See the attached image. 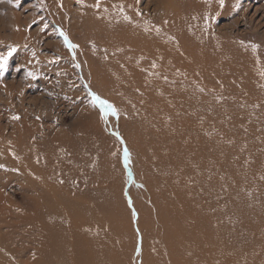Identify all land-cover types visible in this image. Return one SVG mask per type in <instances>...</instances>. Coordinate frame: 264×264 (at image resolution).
Returning <instances> with one entry per match:
<instances>
[{
	"label": "bare ground",
	"instance_id": "bare-ground-1",
	"mask_svg": "<svg viewBox=\"0 0 264 264\" xmlns=\"http://www.w3.org/2000/svg\"><path fill=\"white\" fill-rule=\"evenodd\" d=\"M140 1L142 2V0H120L119 2H115V0H101L96 4L95 0H83L85 12L80 16L85 28V40L88 42L93 41L92 44L98 50V52L95 49L92 50L91 47L85 50V53H87V63H84V65L86 64L89 67V71H86V76H91L97 85V80L99 79V75H101L102 81L105 84L108 81H111L114 85L117 84L124 95L130 92L133 93L139 101L136 103V107L141 108L144 112L142 116L156 128H153L154 130L159 132H157L159 134L157 141V137L153 140L154 136H150V139L153 140L152 143L155 142L154 144H156L154 147L155 151L151 148V151H154V156L152 157L156 160L154 162L155 165H153L150 164L151 162L148 163L149 152L148 148L144 145L146 143L143 144L144 138L141 137L142 133H139L137 131L139 130L138 127L136 129L134 126L137 119L143 120L141 117L136 119V112L139 113V111L131 106H126V110L124 108L119 109L118 105H116L118 104V100L110 97L113 100V105L116 106L117 110L124 117L122 123L129 126V131L122 126V136L131 151L130 164L133 173L137 176L136 181L142 184V188L139 187V189L141 188L140 192L136 190L137 188L134 183L131 190H129L134 201V210H136L139 216L138 229L142 233L141 256L136 259L135 264H139V261H141V264H264V74L261 75L259 72L260 75H256L257 73L253 75L250 74L249 70L250 75H248L247 79H242L243 81L235 84L229 82L227 85H218V78L216 79V75L211 70L217 65L213 64L212 67L209 61H212L214 55L212 56L211 52L209 57L212 56V58L209 59L206 55L207 53L204 54L207 50L204 51L196 44L190 45L192 42L187 44V42H190L187 41L189 37L186 36L188 28L184 24L185 17L181 15L182 12L179 10V7L174 8L171 5L173 3L171 0L170 2L169 0L167 2L164 0L163 4L158 3V6L153 4L154 7H157L154 9L155 15L151 14L149 7L145 6L142 8L144 10V15H142V13H139L142 12L139 7ZM194 1L196 3L192 7L196 10L197 6L200 7L198 4H202L204 0ZM194 1L191 0L193 4ZM199 1L201 2L199 3ZM205 1L212 4L210 6H213L215 9L219 8L221 10L223 8L221 7L220 0ZM233 1L237 3L238 0H223L222 5L227 7ZM201 7L204 8L203 5ZM214 8L210 11H214ZM60 14L63 15L61 12ZM75 21L77 20L73 18L72 22ZM62 23L64 22L62 21ZM197 32L196 35H198ZM248 62L250 63V60ZM226 65L228 66V64ZM218 66L220 67V65ZM218 66L216 69H219ZM227 66L224 67L225 70ZM262 67H264V64ZM228 68L231 69V66ZM227 70L230 71L229 69ZM221 73H219L220 77L222 76ZM224 75L228 76L226 73ZM226 77L224 78L226 79ZM225 79L223 80L222 78L223 81ZM222 80L221 82H223ZM105 93L109 97V91ZM120 97L122 98L123 95L120 94ZM120 97L118 96V98ZM143 123L146 124V121L144 122L143 120ZM138 125L140 126L141 124ZM146 127L149 128L148 124H146ZM145 130L148 131L150 129ZM145 130L144 132H146ZM154 144L152 145L154 146ZM21 151L19 150L20 156ZM5 156L2 153L0 155V172L7 176L6 182L3 181L4 183L0 184L1 216L10 213L11 210L10 208L7 209V206L3 204L5 201V190L9 185L15 184V181L18 183L21 179L23 180L22 177L26 178L22 176L18 180L15 179L20 174L17 175V172H15L14 175L13 164L7 163V157L10 155ZM23 159H21L22 162ZM137 160H140V164ZM27 162L30 163L29 161ZM14 166L16 167V165ZM115 169H117L119 178L116 180L118 183L113 179L117 184L114 182L116 185L112 186H116L119 192L117 191L114 197L111 195L109 197L108 195L110 199L106 195L104 198H107V201L111 204V208L113 209L111 214L115 213L116 217H122V223L126 232H128L126 234L130 242L128 262H131L135 261L133 253L137 252L134 251L139 240H137L136 233L134 234V230L132 229L131 219L133 217H131V212L126 207V203L128 202L123 198L125 173L122 172L123 169L120 167V160H118ZM37 171L39 170L36 168ZM257 172H262V175L258 177ZM150 175H153V178L155 177L156 180L159 178V180L156 181L155 178V181L152 180L153 178L151 179ZM23 182L20 185L21 188ZM155 182L157 183L156 185ZM29 183L33 184V182H30V179ZM29 183L27 180V184L31 186ZM29 190L27 189V191ZM39 191L38 194H40ZM111 191L115 192L113 189ZM107 192L101 193L100 196ZM42 194L40 197H42ZM48 196L45 197L49 198L50 202V195ZM158 197H162L160 200L164 199L162 204ZM37 200L42 201L38 197ZM102 200L106 201V199ZM49 202L47 201V203ZM54 202L53 199L52 203L55 204ZM66 203H64V206ZM106 203L110 206L108 202ZM49 204L53 206V204ZM68 204L70 205V202ZM101 205L102 208L103 204ZM178 206H181L183 213L178 212ZM103 208L105 210V207ZM66 209L67 211H70V209L72 211V208ZM89 209L92 211L91 208ZM109 210L107 209V211ZM5 211L6 213H4ZM107 211H104L105 214H107ZM71 213L73 214L74 212L72 211ZM39 215L43 216V214ZM108 216L107 218H109ZM84 217L87 216L83 215L82 218ZM78 218L80 220V216ZM74 221L77 222L78 220L76 221V218H74ZM0 222V254L3 256L1 257L0 255V264H24L18 260L15 261V256L18 252V255L25 252V250L23 251L25 246L22 236L29 235L33 228L31 227L30 229V225H27L28 222L25 223L24 227L26 229L24 231L26 232L21 233L22 236L20 238L15 237V233L19 230L16 227L19 228L21 223L7 225L5 220L3 222L1 219ZM44 222L45 226H47L45 220ZM78 222L80 223L81 220ZM88 222L90 223V220L86 223ZM91 223L89 226L86 225L83 228L87 227L88 229ZM83 225L85 224L83 223ZM95 227L96 234L97 231L99 234L98 228L96 227V229ZM3 228L10 229V231L2 232ZM44 229L42 230L44 231ZM53 229H51L53 231L51 232L46 228L45 230L49 231H47V235L43 232L44 235H41L40 232L29 240H33L36 245L38 244L35 249L31 247L36 254H40V259L44 258V255L52 249H50L52 243L56 248L57 242L55 241H63L65 239L61 231H58L59 229ZM90 229H92V226ZM95 232L93 234L96 236ZM102 239L103 237H100V242ZM103 241L105 243L104 239ZM80 242L78 241L77 243L80 244ZM239 242L243 243L244 249L241 247L244 251L237 249ZM66 244L69 245V243ZM79 244L77 245H82ZM33 246L35 245L33 244ZM58 246H60L59 243ZM18 248L21 249L19 250ZM63 248L58 249L63 254L62 256L70 251L68 249L69 251L67 250L66 252ZM58 250L56 254L59 257L60 253ZM52 254L55 256L53 252ZM81 254L83 255L82 252ZM50 255L49 257L51 258L52 255ZM53 258H51L52 263L56 259ZM63 259L62 261H64ZM82 259L85 258L82 257ZM37 260L38 262L35 260L33 264H52L44 262V259V261L38 258ZM51 260L48 261L51 262ZM56 260L58 261L59 259L57 258ZM59 262L61 264L65 263ZM55 263L58 262L55 261ZM68 264L70 263L68 262Z\"/></svg>",
	"mask_w": 264,
	"mask_h": 264
},
{
	"label": "rangeland",
	"instance_id": "rangeland-1",
	"mask_svg": "<svg viewBox=\"0 0 264 264\" xmlns=\"http://www.w3.org/2000/svg\"><path fill=\"white\" fill-rule=\"evenodd\" d=\"M100 1L101 0H95V3L97 4ZM119 1L120 0H115V2ZM167 1L168 0H165V2ZM163 2L164 0H142V2L139 3L142 12L139 13L144 15V10L142 8L145 6L149 7V12L155 15L154 9L157 7H154L153 4L158 6L161 3L163 4ZM171 2L174 3L171 4L174 8L179 7V10L182 12L181 15L185 17L184 24L189 31L188 35V31L186 32V36L189 37V39L186 40L190 41L187 42V44L192 42L190 45L193 46V44H196L204 51L207 50L204 54L207 53L206 55L209 59H211L213 55L217 57V59L213 57L212 61H209L212 67L213 64H216L217 66L220 65V67L218 66L219 69L222 68V73L221 71L218 72L219 69H216L217 66L211 69L214 75H216V79H219V73L223 76H221L219 80L217 79L218 85H227L229 82L235 84L247 79L250 74H264V67H262L264 64V0H238L237 3L233 1V3L227 7L221 5V7H223L221 10L210 6L212 4L207 3L205 0L202 1V4H198L200 7L197 6L196 10L192 7L195 5L196 1H194V4L191 0H171ZM200 2L201 1H199V3ZM204 2L206 3L204 4ZM63 3L66 4L63 5ZM83 4V0H79V2L78 0H0V55H7L12 49H15L8 58L5 69L0 72V155L2 153V155H6L5 157H7L8 154L11 156V159L10 156L7 157V163L13 164V169L15 170H13L14 175L15 172H17V175L20 174L18 175L20 177L17 175V177L14 176L16 180L20 179L22 176L26 177H22L23 180L21 179L22 182L24 181L22 188L20 186L22 182L18 181L17 183V181H15V184L9 185L5 190V201L3 204L7 206V209L10 208L11 210L10 213L6 215H0V219L3 222L5 220L7 225L18 222L21 223L19 228L16 227V229L19 230L16 231L15 237L21 238V233L26 232L24 231L26 229V227H24L25 223L28 222L27 225H30V227H27L30 229L31 227L33 228L29 235L22 236L25 246L23 251L25 250V252L18 255L19 252L17 251V257L15 256V261L18 260L20 263L22 262L24 264H33L35 260L38 262L37 258L42 261L45 260L44 262L52 263V257L59 259L57 261L53 258L58 263L54 261L52 264H59V261L62 263L65 262L63 264H68V262L70 264H135L137 261L136 259L141 256L142 233L138 229L137 224L139 216L136 210H134V201L129 190H131V187L135 184L136 190L140 192L139 190L142 188V184L136 181L137 176L133 173L130 164L131 151L122 136V126H124L126 130L129 129V126L128 124L126 126V124L122 123L124 117L121 115V112L117 110L116 106L113 105V100H111L110 97H114V100H118V104L116 105H118L119 109L124 108L126 110V106L136 108L135 110L139 111V113L135 111L136 119L141 117V119L143 118L144 122L146 121V124H148L149 128L146 127L143 120L137 119L134 126L135 128L138 127L139 130L137 131L139 133H142L141 137L147 140V142H145L146 140L142 138L144 141L143 144L146 143L144 145L148 148L147 150L149 152L148 163L151 162L150 164L153 165H155L154 162L156 161L152 157L154 156V147L156 144L152 142L156 137V141L158 140L159 134H157V130H154L156 128L142 116L144 112L141 108L136 107V103L139 101L133 93L130 92L124 95L120 91L119 86H117V84L114 85L111 81H108L106 85L102 81L103 78L101 75H99L97 85L91 76H86V71H89V67L86 64L84 65V63H87V53H85V50L90 47L97 52L98 50L95 48L94 44H92L93 41L88 42L85 40V28L83 20L80 18L85 12ZM202 5L204 8L201 7ZM212 8H214L213 10L215 12L210 11ZM60 12L63 15H61ZM73 18L77 21L72 22ZM62 21L64 23H62ZM196 32L198 35H196ZM61 33H64V35H61ZM65 35L71 44L77 46L75 49L70 48L65 43ZM205 45L207 49H205ZM211 52L212 56L209 57ZM248 60H250L252 64H250ZM225 63L228 64V66ZM222 65H224V67L227 66V69L230 71L227 69L225 70ZM230 66L231 69L228 68ZM255 66H258V68L256 69ZM253 68L255 69L254 73ZM224 72L230 76L224 75ZM29 73L32 75H29ZM224 77L232 82L227 81ZM222 78L223 80L225 79V81H223ZM221 80L223 82H221ZM106 91H109V97L108 94L105 93ZM91 94H95L111 104L118 115H113L111 111H108L107 115H105V110L102 109L98 103L93 104ZM120 94L123 95L122 98ZM118 96L120 98H118ZM137 115L141 116L137 117ZM14 117L19 118L15 119ZM138 124H141L140 126L143 128ZM139 127L143 130L141 131ZM145 129L150 130H148V132ZM144 130L149 135L144 132ZM155 131L156 134L154 135ZM143 133L147 134V136H145V134L143 135ZM151 135L155 137L152 138L153 140L150 139ZM152 144H154V146ZM151 148L154 151H151ZM19 150H22L21 152L23 154L21 153V156ZM125 151L128 153L127 159L125 158ZM32 154L35 156H32ZM21 159H23V162ZM118 160H120V167L123 169L122 172L125 173L123 198L128 202L125 203L128 211L131 212V217H133L131 219L132 229L134 230V234L136 233L137 240H139L134 251L137 252L133 253L135 257V259L134 257L133 259L135 261L131 262H128L130 256V242L126 234L128 232H126L123 226L122 217H116L115 213L111 214L113 209L109 201H107V198L111 196L114 197L115 193H117V191L119 192L116 186H112L118 183L116 180H118L119 174L117 173V169H115ZM19 162L22 165H20ZM137 162L140 164V160H137ZM14 165H16L17 168ZM36 168L39 171L36 172ZM1 174L3 173L0 172V175ZM257 174L259 177L262 175V172H257ZM4 176V174L1 175L0 184L6 182L5 179L7 176ZM150 178L152 179L153 175ZM154 178L152 180H154ZM29 179L33 184L29 183ZM27 180L31 186L27 184ZM157 180H159V178H157ZM156 184L155 182V185ZM139 187L141 188L139 189ZM27 189L30 190L27 191ZM109 189H113L115 192L111 190L109 192ZM42 190L45 191L42 192ZM38 191L40 194H38ZM106 191L108 192L102 195V198V196H100L101 193L103 194ZM35 194L39 199L41 198L43 203L37 200ZM41 194L44 200L40 197ZM43 195H50L51 201L49 202V198ZM105 195L107 198H104L106 197ZM58 196L59 198H57ZM101 198L106 199V201ZM161 198L162 197H158L159 200ZM53 199L55 204L52 203ZM46 200L55 206H51ZM69 202L70 205L68 204ZM106 202H108L110 206L107 205ZM160 202L162 204L164 199L160 200ZM64 203H66L65 206ZM101 204H103L105 210L103 207L101 208ZM78 205L82 206L78 207ZM66 208H72L74 215L71 213V209L67 211ZM89 208H91L92 211ZM106 208L108 210L110 208V212L107 211ZM104 211H107V214H105ZM86 212L90 213H88L90 217H88ZM178 212L183 213L181 211V206ZM4 213H6V211ZM49 213L52 214L50 215ZM39 214H43V216L41 217ZM83 215H86L88 219L86 220L87 217H84L85 219L82 218ZM79 216L82 225L81 222H78L80 221L78 218ZM107 216L109 218H107ZM4 217L6 218L4 219ZM73 217L78 221L75 222ZM21 220H23V223ZM44 220L47 226H45ZM82 220L86 222L90 220V223L94 222L93 224L91 223L92 229H90L91 226L88 229L87 227H85L86 229L83 228L86 225L89 226L90 223L88 222V225V223ZM3 222L2 224H4ZM48 222L49 224H47ZM83 223L85 225H83ZM35 224L37 225L35 226ZM66 225L67 227H65ZM94 227L99 230V234L102 233L99 235L97 231V234L103 237L105 243H103V239V242H100V237L96 234ZM44 228H48L51 232H53L51 230L53 228L55 230L59 229V232L61 231L65 239L63 241H55L57 242L56 248L58 250L64 247L63 249L66 250V252L70 249L66 255L62 256L63 254L58 250L60 253L58 257V254H56L57 250L53 243L50 249L52 248L55 250L51 249L57 257L53 256L51 250H49L42 259H40V254L38 255L35 253L34 249L38 244L36 245L33 240H29L32 239V236L34 238L40 232L41 235L43 233L47 235L49 231L47 230V232ZM42 229H44V231ZM83 229L88 233H84L85 231ZM4 231L9 232L10 229L5 228L2 232ZM92 231L95 232L96 236L99 238H97ZM77 240L79 242L81 241L80 244L82 245L77 243ZM58 243L60 246H58ZM66 243H69V245ZM239 243L237 244L239 245L237 249H241L242 251L244 245L242 242ZM33 244L35 246H33ZM62 244H65V246ZM31 246L34 249H32ZM73 246H75L76 249H74L75 247ZM47 254H51V258L49 255L47 256ZM0 255L3 257L2 254ZM85 255L86 257H84ZM78 256H81V259ZM82 257L86 260L82 259ZM62 258H64V261H62ZM65 258L66 261L69 260L67 263ZM47 259L51 260V262ZM139 264H141V261H139Z\"/></svg>",
	"mask_w": 264,
	"mask_h": 264
},
{
	"label": "snow or ice",
	"instance_id": "snow-or-ice-1",
	"mask_svg": "<svg viewBox=\"0 0 264 264\" xmlns=\"http://www.w3.org/2000/svg\"><path fill=\"white\" fill-rule=\"evenodd\" d=\"M79 2V0H78ZM221 5L223 4V0H220ZM61 35H64V33H61ZM65 38V43L72 49H75L77 46L74 44H71L70 41L68 40L67 36H64ZM15 49H12L7 55H0V72H2L7 64L8 58L12 55V52H14ZM29 75H32L31 73H29ZM92 95V102L93 104H99L101 106L102 109L105 110V115H107L108 111H111L113 115H118V113H116V110L114 109V107L109 104L107 101L101 99L99 96H96L95 94H91ZM15 119H18L19 117H14ZM128 153L127 151H125V158L127 159Z\"/></svg>",
	"mask_w": 264,
	"mask_h": 264
}]
</instances>
